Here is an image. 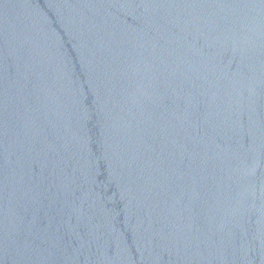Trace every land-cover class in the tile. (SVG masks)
<instances>
[{"label": "water", "instance_id": "obj_1", "mask_svg": "<svg viewBox=\"0 0 264 264\" xmlns=\"http://www.w3.org/2000/svg\"><path fill=\"white\" fill-rule=\"evenodd\" d=\"M0 264H264V0H0Z\"/></svg>", "mask_w": 264, "mask_h": 264}]
</instances>
